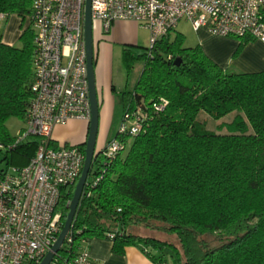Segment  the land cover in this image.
<instances>
[{
  "label": "trees",
  "instance_id": "trees-1",
  "mask_svg": "<svg viewBox=\"0 0 264 264\" xmlns=\"http://www.w3.org/2000/svg\"><path fill=\"white\" fill-rule=\"evenodd\" d=\"M32 3L0 0V14L19 18L21 30L18 47L0 37V144L5 147L16 139L6 123L22 121L21 131L31 102ZM235 39V55L254 41ZM136 60L143 67L134 88L121 94L122 116L136 106L148 112L151 103L166 105L148 112L145 131L132 138L92 189L86 186L68 249L78 252L82 240L103 238L112 242L114 254L136 248L155 264H264V71L221 69L200 46L185 47L178 33L137 58L123 51L128 71ZM227 116L230 120L223 121ZM208 119L217 122L215 131L207 129ZM78 147L84 153V143ZM36 148L34 140L19 143L3 152L0 162L24 167ZM100 166L93 164L86 183ZM75 185L60 193L56 212L62 225ZM58 254L65 256V250Z\"/></svg>",
  "mask_w": 264,
  "mask_h": 264
},
{
  "label": "built area",
  "instance_id": "built-area-1",
  "mask_svg": "<svg viewBox=\"0 0 264 264\" xmlns=\"http://www.w3.org/2000/svg\"><path fill=\"white\" fill-rule=\"evenodd\" d=\"M84 3H32L31 102L13 146L34 140L37 148L26 166H7L0 172V264H40L62 228L56 212L61 190L76 184L81 174L84 153L80 148H53L51 144L55 127L73 120L88 124L90 119ZM90 12L93 32L107 31L114 22H135L149 32V50L175 31L181 21L193 32L205 29L211 37H249L264 43V0H91ZM4 19L0 14V26ZM165 105V101L151 103L148 112H161ZM148 112L136 106L123 114L115 137L93 161L101 163L99 174L85 188L92 189L102 178L106 168L126 149V139L145 131ZM13 146L0 144V155ZM70 233L71 229L61 246L65 256L58 252L50 264H99L89 257L85 239L78 252H70Z\"/></svg>",
  "mask_w": 264,
  "mask_h": 264
},
{
  "label": "crops",
  "instance_id": "crops-1",
  "mask_svg": "<svg viewBox=\"0 0 264 264\" xmlns=\"http://www.w3.org/2000/svg\"><path fill=\"white\" fill-rule=\"evenodd\" d=\"M29 21L26 20V25ZM183 22V21H181ZM20 20L14 15L5 17L0 26V37L3 44L18 47L20 30ZM147 30L139 27L133 21L114 22L106 31H96L93 35L94 43V72L96 81V91L99 103V118L102 123L99 152L104 145L116 135V132L105 139V116L109 114V107L116 100L114 94L120 95L127 91V86H116L112 81L110 70L111 55L113 49L117 47L123 51L133 53L134 48L143 46V39ZM181 34L184 38V46L193 48L200 46L205 56L221 69H232L239 73L251 74L264 71V43L259 41L248 42L237 54L239 41L235 38L211 37L205 29L193 32V36L184 35L176 29L171 33ZM149 34V32H148ZM133 82V87L135 86ZM122 103V100H121ZM122 107V106H121ZM111 112V111H110ZM123 112V111H122ZM88 124L84 121L73 120L62 126L53 129L52 139L57 146L82 145L86 140ZM86 248L89 257L99 264H155L142 252L136 248H126L124 253L114 254L112 252V242L103 238H87Z\"/></svg>",
  "mask_w": 264,
  "mask_h": 264
},
{
  "label": "water",
  "instance_id": "water-1",
  "mask_svg": "<svg viewBox=\"0 0 264 264\" xmlns=\"http://www.w3.org/2000/svg\"><path fill=\"white\" fill-rule=\"evenodd\" d=\"M91 0L84 3V47L86 58V79L88 89V100L90 105V119L87 127L86 140L84 142V163L79 179L74 187L72 199L68 206V214L59 232L56 242L45 254L40 264H50L54 256L60 251L66 236L68 235L75 218L87 179L93 166V161L99 152L96 151V140L99 128V103L96 91V81L94 72V43L93 30L90 12ZM178 65V63L176 64Z\"/></svg>",
  "mask_w": 264,
  "mask_h": 264
},
{
  "label": "rangeland",
  "instance_id": "rangeland-1",
  "mask_svg": "<svg viewBox=\"0 0 264 264\" xmlns=\"http://www.w3.org/2000/svg\"><path fill=\"white\" fill-rule=\"evenodd\" d=\"M26 25V24H25ZM177 32H182L184 35H189L188 37L193 36V31L190 28V25L186 22H180L178 26L176 27ZM95 32H93V35ZM150 38L148 32H145V37L143 39V46L140 48H134L132 51L134 53V57L137 58L143 54H145L146 50L149 48ZM143 67V61L142 60H136L134 62V65L130 71H128L125 66L123 65L122 59H121V50H119L117 47L113 49V53L111 55V65L110 70L112 72V81L115 83L116 86H121L122 88L127 86V91H131L133 87V82L137 81L139 77V73L141 72ZM116 100L113 101V105H110L109 107V114L106 118L105 116V139L107 140L112 133L117 132L119 129L121 122H122V103H121V95L120 93L114 94ZM231 116H227L223 119V121L230 120ZM206 120L204 116H200V120ZM207 129L210 131H215V128L217 126V122H214L213 120H207ZM6 126L8 128V131L11 135L17 134V131L23 126V122L15 119H11L6 123ZM102 123L99 118V128H98V134H97V140H96V147H99V141L101 137V127ZM115 135L111 139H113ZM110 139V140H111ZM132 142L131 138L127 139V146L125 151L122 152L124 154L127 152L128 148L130 147V144ZM108 143V142H107ZM106 143V144H107ZM105 144V145H106ZM104 145V146H105ZM1 156V155H0ZM101 159V158H99ZM98 159V160H99ZM0 168L6 169L7 164L5 162H0ZM142 234L148 235V232L144 230H140ZM165 238V237H162Z\"/></svg>",
  "mask_w": 264,
  "mask_h": 264
}]
</instances>
